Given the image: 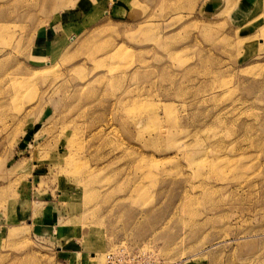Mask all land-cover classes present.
<instances>
[{"label": "rangeland", "instance_id": "obj_1", "mask_svg": "<svg viewBox=\"0 0 264 264\" xmlns=\"http://www.w3.org/2000/svg\"><path fill=\"white\" fill-rule=\"evenodd\" d=\"M119 246L264 264V0H0V264Z\"/></svg>", "mask_w": 264, "mask_h": 264}, {"label": "built area", "instance_id": "obj_2", "mask_svg": "<svg viewBox=\"0 0 264 264\" xmlns=\"http://www.w3.org/2000/svg\"><path fill=\"white\" fill-rule=\"evenodd\" d=\"M145 260V257L131 255L125 247L120 246L105 256L106 264H146Z\"/></svg>", "mask_w": 264, "mask_h": 264}, {"label": "bare ground", "instance_id": "obj_3", "mask_svg": "<svg viewBox=\"0 0 264 264\" xmlns=\"http://www.w3.org/2000/svg\"><path fill=\"white\" fill-rule=\"evenodd\" d=\"M63 131H64V130H63ZM69 160H70V159H69ZM68 162H69V161H68ZM208 166H209V165H208ZM208 166H207V167H208Z\"/></svg>", "mask_w": 264, "mask_h": 264}, {"label": "crops", "instance_id": "obj_4", "mask_svg": "<svg viewBox=\"0 0 264 264\" xmlns=\"http://www.w3.org/2000/svg\"><path fill=\"white\" fill-rule=\"evenodd\" d=\"M47 218H49V217H47Z\"/></svg>", "mask_w": 264, "mask_h": 264}]
</instances>
